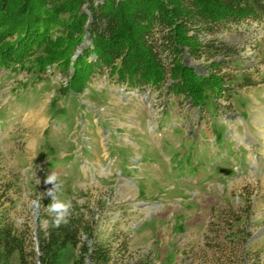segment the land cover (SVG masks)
Here are the masks:
<instances>
[{
  "label": "rangeland",
  "instance_id": "obj_1",
  "mask_svg": "<svg viewBox=\"0 0 264 264\" xmlns=\"http://www.w3.org/2000/svg\"><path fill=\"white\" fill-rule=\"evenodd\" d=\"M214 38L234 54L215 58L224 90L208 109L169 93L171 80L129 90L105 70L64 93L72 69L0 65L2 223L36 246L35 231L53 225L44 180L55 171L72 200L68 219L92 226L90 245L112 246V264L231 262L218 231L224 214L239 212L248 239L238 257L245 250V264H264V22ZM211 61L188 64L205 74ZM79 254L69 245L57 264Z\"/></svg>",
  "mask_w": 264,
  "mask_h": 264
},
{
  "label": "trees",
  "instance_id": "obj_2",
  "mask_svg": "<svg viewBox=\"0 0 264 264\" xmlns=\"http://www.w3.org/2000/svg\"><path fill=\"white\" fill-rule=\"evenodd\" d=\"M247 22H264V0H0V65L18 63L40 72L57 67L65 74L72 69L64 93L83 91L105 70L129 90L161 88L171 80L169 93L208 109L209 98L213 104L224 90L217 74L223 61L215 58L234 54L214 37ZM189 58L212 59L211 69L200 73ZM239 214L223 216L218 233L237 259L221 264L246 263L248 253L238 257L237 251L247 238ZM35 236L36 246L33 237L28 241L0 220V264H57L69 245L80 249L72 264H88L87 258L113 263L112 246L90 245L93 228L81 218L39 228Z\"/></svg>",
  "mask_w": 264,
  "mask_h": 264
},
{
  "label": "clouds",
  "instance_id": "obj_3",
  "mask_svg": "<svg viewBox=\"0 0 264 264\" xmlns=\"http://www.w3.org/2000/svg\"><path fill=\"white\" fill-rule=\"evenodd\" d=\"M44 184L52 186L47 188V196L51 198L47 211L53 218L54 226L60 227L62 224L67 225L73 205L71 199L61 198L63 195L64 181L57 172L53 171L46 176ZM16 223L18 225L22 224L23 218H18Z\"/></svg>",
  "mask_w": 264,
  "mask_h": 264
},
{
  "label": "water",
  "instance_id": "obj_4",
  "mask_svg": "<svg viewBox=\"0 0 264 264\" xmlns=\"http://www.w3.org/2000/svg\"><path fill=\"white\" fill-rule=\"evenodd\" d=\"M86 41L88 40V36H86V39H85ZM80 50H81V48L78 50V53L80 52ZM228 171L229 170H226V169H222V172H224L225 174H228ZM36 217H37V215H36Z\"/></svg>",
  "mask_w": 264,
  "mask_h": 264
}]
</instances>
